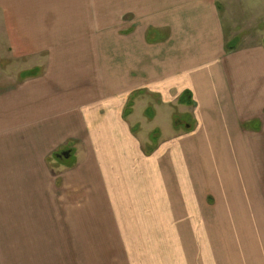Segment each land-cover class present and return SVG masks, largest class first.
<instances>
[{"label": "rangeland", "instance_id": "1", "mask_svg": "<svg viewBox=\"0 0 264 264\" xmlns=\"http://www.w3.org/2000/svg\"><path fill=\"white\" fill-rule=\"evenodd\" d=\"M164 1L165 4L161 3L162 7H166L167 2L172 0ZM252 1H256L255 6ZM217 4L228 43H233L239 51L264 46V0H217ZM29 10L31 17L42 18V23H34L41 28L43 36L47 35L46 38L51 41V47L44 50V56L74 55L75 66L81 68L98 64L99 58L100 70H103L112 65L124 67L123 52L118 51L114 55V49L123 51L124 44L116 41L117 47H114V39L117 37L126 41L135 37L133 33L146 27V19L153 18L159 9L158 0H0V17L9 16L13 22H18V25L14 24L18 28H23L24 25L19 24L22 23L20 19L26 18ZM108 31L113 32L110 40L105 38H108ZM164 33L168 35L170 29H166ZM141 37L139 36L140 39ZM163 37L162 32H151L153 41ZM6 45L5 34L0 33V81L13 78L19 83L47 72L45 64L24 72V65L21 64L19 72L20 68L12 65L11 58L6 53L11 52V48ZM14 83L11 82L9 86ZM128 96L126 94L122 97V104L127 101ZM136 97H131L128 101L129 104L132 100V105L126 106L129 114L124 112V117L119 119L124 127L122 130L116 127L117 147L123 143V134L130 133L131 139L138 144L139 156L144 159L141 162L137 156L133 157L132 163L136 167L131 168V175L137 178V183L131 187L134 191L132 199H120L123 213L117 209L112 214L113 202L104 183L95 180L76 190V187L64 182L65 169L59 174L65 161H69L64 153L69 150L70 155L76 153V160L80 159L79 165H82L91 158L93 144L99 148L100 144L103 146V134L98 133L103 120L93 122L95 136L90 142L80 140L55 150V154L46 163L47 169L42 177H30L22 167L23 163L5 166L6 161L0 160V264H224V242L228 246L229 242L235 244L233 246L241 243L251 250L254 247L252 241L255 244L257 240L264 241L263 137L260 156L255 157V166L250 173L247 172L245 178L240 177L241 184L224 189V185H215L220 179L212 178L206 167L198 168L195 154L188 157L184 153L186 146L179 143L182 137L175 138L184 130L179 129V132L174 133L173 128L178 123L175 121L172 128L171 121L167 122L170 108L162 105V100L157 96L146 93ZM156 106L161 108L160 112L156 111ZM171 109L175 115L179 114L175 105ZM181 119L189 118L185 116ZM182 126L179 124V127ZM247 127L253 126L245 124L244 128ZM86 137L90 139V134ZM15 139V145L20 148L21 139ZM11 141L12 138L0 137V150L10 151L14 147ZM171 141H177L178 145H172ZM113 154L124 160L120 164L106 154L109 160H113L114 163H111L118 170V175L128 177L130 161L124 158L127 154L125 155V151ZM174 155L181 158L184 165H179V160ZM69 164L72 162L67 163ZM110 170L114 169L110 167L108 171ZM101 172L106 174L102 169ZM39 174H42L41 171H38ZM248 176L254 183L248 180L245 182ZM56 177L62 178V186H58L59 188L53 186ZM138 178L143 182H138ZM139 185H147L148 192L144 196L140 194ZM55 195L61 197L60 202L47 200ZM148 196L158 199V207L148 201ZM102 197H106L107 203L98 200ZM210 197H213L212 201H209ZM140 200L141 207L135 206ZM60 204H68L69 207L61 209ZM124 204L132 206V212H124ZM149 204L151 207L146 206L139 215L136 214L134 207L140 209ZM74 205L85 216L84 222L87 219L89 224H93L95 219L88 214L110 212V215L105 214L106 217L102 219L105 232L99 236L91 233L90 236L76 216L72 207ZM247 209L252 212H247ZM225 212L228 214H224ZM69 215L73 217L69 218ZM247 223L253 224L257 233H251L252 225ZM110 228L114 231L111 232ZM72 230H78L80 238L71 234ZM91 237L103 246L96 250L101 252V256H96L95 259L80 255L87 246L70 254L72 250L66 249L62 242L79 245L82 241L84 246ZM137 244L146 248H133ZM261 248L264 245L260 249H253L254 256L260 252V258L254 259V264H264V249Z\"/></svg>", "mask_w": 264, "mask_h": 264}, {"label": "crops", "instance_id": "2", "mask_svg": "<svg viewBox=\"0 0 264 264\" xmlns=\"http://www.w3.org/2000/svg\"><path fill=\"white\" fill-rule=\"evenodd\" d=\"M161 3L165 4V1L158 0L159 10L156 15L146 19V27L134 32L135 37L126 41L117 37L114 39V47H117L116 41L124 44V50L114 49V55L118 51L123 52L125 64L123 68L116 65L103 70L101 68L102 75L99 58L98 64L81 68L75 66L74 55L44 56V50L51 47V41L46 38L47 35L43 36L41 28L34 23H42V18L31 17L30 10L26 18L20 19L22 23L19 24L24 25L23 28L16 27L14 24L18 25V22H13L9 16L0 17V33L5 34L6 46L11 48V52L6 53L12 65L20 68L23 64V72L42 64L48 68L43 75L23 82L17 83V79L13 78L0 81V137L12 138L14 145L10 151L0 150V160L6 161L5 166L23 163L22 167L30 177H42L47 169L46 163L55 154V150L80 140L90 142L95 136L93 122L103 120V125L98 128V133L103 134V146L100 144L99 148L93 144L91 158L82 165H79L80 159L76 160L77 154H71L69 161H65L59 169V174L65 169L64 182L76 187V190L95 180L104 183L113 202L112 214L117 209L123 213L120 199H132L134 191L131 187L137 183V178L131 175V168L136 167L132 163L133 157L137 156L141 162L144 159L139 156L138 144L131 139L130 133L123 134V143L117 147L116 127H124L119 119L124 117L130 98L147 93L157 96L162 100V105L170 108L167 113L169 120L166 119L167 122L171 121L172 128L176 120L185 116L189 118L182 119V127L176 125L178 127L173 128L174 133L179 132V129L184 130L183 136L177 134L175 138L182 137L179 143L186 146L184 153L188 157L196 155L198 168L206 167L212 178L220 179L215 185H224V189H227L230 185L242 183L240 177L245 178L247 172L249 174L255 166V157L260 156L262 137L264 141V46L228 51L226 30L217 0H172L167 2L166 7H162ZM252 3L255 6L256 1ZM166 29H170L168 35L164 33ZM151 32H162L164 37L153 41ZM112 33L108 31V38H105L112 39ZM139 36H142L141 39ZM13 81L14 85L9 86ZM185 92L191 93L193 106L180 104V98ZM126 94L129 95L128 99L122 104V97ZM172 105L179 109V114L171 112ZM156 111L160 112L161 108L156 106ZM245 124L253 127L246 129ZM87 134H90V139L86 137ZM17 137L21 139L20 148L15 145ZM171 144L177 146L178 142L171 141ZM119 151H125L127 156L124 158L130 161L127 178L118 175V170L111 163L113 160H109L106 155L122 164L123 158L113 154ZM146 155L149 157V154ZM178 160L179 165H184L181 158ZM188 160L193 161L190 158ZM69 162L72 164L67 165ZM109 163L114 170L108 171ZM101 169L106 174L103 175ZM38 171L42 174L38 175ZM247 180L254 183L250 176L245 182ZM53 186L61 187L62 178L56 177ZM139 188L142 196L148 192L147 185H139ZM52 191L53 188L50 194ZM47 200L60 202L61 197L55 195ZM98 200L107 203L106 197ZM157 200L151 196L148 199L155 207H158ZM141 202L135 206L141 207ZM146 206L151 207L150 204L140 209L134 207L136 214L139 215ZM62 207L66 209L69 205L60 204ZM72 207L90 236L91 233L99 236L105 232L104 223H101L105 214L110 215V212L88 214L95 219L93 224H89L87 219L84 222L85 216L75 205ZM131 207L124 204V212H132ZM246 211L252 212L248 209ZM88 216L86 218L89 219ZM68 217L72 218L73 215ZM247 225H252L251 233L256 232L253 224ZM109 230L114 231L113 228ZM71 234L80 238L78 230H72ZM62 242L66 249L72 250L70 254L87 246L84 253L80 252L81 256L89 259L101 256V252L96 250L103 246L93 238L86 241L84 246L82 241L79 245ZM252 242L257 249L264 245V241L257 240V244ZM229 244L224 242V264H254V259L260 258V252L254 256V247H251V251L250 247L241 243L239 246ZM137 245L133 248H146Z\"/></svg>", "mask_w": 264, "mask_h": 264}, {"label": "trees", "instance_id": "3", "mask_svg": "<svg viewBox=\"0 0 264 264\" xmlns=\"http://www.w3.org/2000/svg\"><path fill=\"white\" fill-rule=\"evenodd\" d=\"M226 47H227V50L228 51H233L234 49H235V47H234V44L233 43H228L227 45H226ZM29 74L30 73H28L27 75L29 76ZM24 78H25V76H24ZM180 104H186V105H193V102H192V98H191V93L190 92H185L182 96H181V98H180ZM131 106L132 105V100H131V102H129V104H128V106ZM128 112V114H129V108H126V111H125V113H127ZM176 122H178V120H176ZM182 123V122H181ZM180 122H178V125L179 124H181ZM190 125V124H189Z\"/></svg>", "mask_w": 264, "mask_h": 264}, {"label": "water", "instance_id": "4", "mask_svg": "<svg viewBox=\"0 0 264 264\" xmlns=\"http://www.w3.org/2000/svg\"><path fill=\"white\" fill-rule=\"evenodd\" d=\"M70 154L69 153H64L65 158H69Z\"/></svg>", "mask_w": 264, "mask_h": 264}]
</instances>
